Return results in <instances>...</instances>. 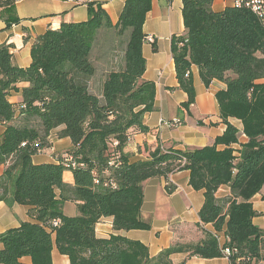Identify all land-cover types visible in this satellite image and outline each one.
Returning a JSON list of instances; mask_svg holds the SVG:
<instances>
[{
  "label": "trees",
  "instance_id": "1",
  "mask_svg": "<svg viewBox=\"0 0 264 264\" xmlns=\"http://www.w3.org/2000/svg\"><path fill=\"white\" fill-rule=\"evenodd\" d=\"M215 2L182 0L185 33L172 37V54L179 89L188 95L182 108L196 102L193 66L206 88L214 81L226 85L216 99L227 129L203 148L166 149L159 141H146L139 148L146 161L132 162L127 149L134 134L156 133L144 124L145 114L156 111V85L143 80L144 23L152 0H126L116 25L101 3L89 2L87 21L64 22L36 38L27 68L16 65L11 45L0 46V125L5 127L0 167L7 165L0 202L28 206L36 220L0 234V264H26L25 257L30 264H53L54 243L70 264H174L172 256L180 253L213 260L224 258L225 247L237 250L232 264L264 261V230L253 223L257 212L251 202L264 185V24L249 8L217 12ZM15 5V0H0V13ZM108 33L127 37L125 62L108 72L96 93L91 88L98 73L94 55L104 50ZM21 83L28 86L19 88ZM13 92L21 93L20 104L8 99ZM17 114L24 116L22 124H14ZM230 119L242 122L248 138L239 150L233 145L240 143V132ZM61 127L57 137L71 140L70 156L34 164L33 157L50 147ZM66 170L74 174V187L64 182ZM182 171L190 172L193 189L204 192L201 224L186 226L203 236L198 244L175 242L152 258L142 242L97 237V224L108 217L116 232L151 230L141 219L146 182L169 181ZM223 186L230 196L219 199ZM67 201L77 205L76 216L64 213ZM202 225H212L216 233ZM223 231L227 242L221 246L217 233Z\"/></svg>",
  "mask_w": 264,
  "mask_h": 264
},
{
  "label": "crops",
  "instance_id": "2",
  "mask_svg": "<svg viewBox=\"0 0 264 264\" xmlns=\"http://www.w3.org/2000/svg\"><path fill=\"white\" fill-rule=\"evenodd\" d=\"M89 2H98L109 14L113 25H116L124 9L126 0H83L81 2L61 0H22L17 2L13 9H6L0 13V46H12L14 61L17 66L27 68L32 63L31 48L38 36L49 29L58 30L64 22H85L88 20ZM234 6L233 0H216L213 9L217 12L226 7ZM9 24V25H8ZM185 33L182 0H152V10L148 13L144 23V34L154 38V43L144 42L143 56L147 61L146 72L143 80L156 85V111L144 116V124L155 129V134H134L128 151L133 156L132 162L148 160L139 153V148L148 143H159L162 147L184 150L185 147L203 148L213 145L218 137L224 135L227 127L220 117V108L216 94L226 89V85L214 81L209 88L203 84L198 67H192V77L196 91V102L189 110L182 108L188 101V95L179 89L176 74V65L172 54V37ZM108 33L107 35H112ZM110 42L103 40L104 50L110 49ZM109 46V48H108ZM104 61V58H102ZM101 62V61H100ZM95 79H93L94 81ZM260 83H264L261 80ZM21 83L19 88L27 87ZM21 93L13 92L10 101L14 104L22 102ZM23 115L17 114L14 124H22ZM239 129V144L233 145L236 150L248 142L243 134L242 122L236 119L229 120ZM176 122L177 126H170ZM54 131L50 139V147L33 157L36 165L59 163L67 160L69 151L73 149L70 139L56 138ZM5 127L0 125V135ZM220 150L225 149L219 146ZM239 154V153H237ZM7 165L0 167V178L3 176ZM64 182L75 186L74 174L66 170L63 175ZM230 196V188L223 186L217 197L225 199ZM264 185L260 193L255 195L251 202L257 216L253 219L254 225L264 230ZM205 203L203 191H196L190 185V172L182 171L173 174L170 180L152 178L144 187V201L141 209V219L151 225V230H132L116 232L112 217L103 218L96 226V234L100 239H109L112 235H121L134 241L145 244L152 258L170 248L175 242L179 244H198L200 232L189 230L187 225L201 224L199 213ZM30 207L0 202V234L9 229L19 227L23 222L36 220L29 215ZM63 211L68 216H76L78 208L75 203L66 202ZM204 230L216 233L212 225L203 226ZM179 234V235H178ZM221 246L227 242L225 232L217 233ZM264 240V237H263ZM0 248L2 246L0 245ZM54 243L52 250L53 264H70L69 258L62 255ZM174 264H232L226 258L205 260L190 256L186 253L172 256ZM22 262L31 263L30 257H25ZM260 264H264L260 262Z\"/></svg>",
  "mask_w": 264,
  "mask_h": 264
},
{
  "label": "rangeland",
  "instance_id": "3",
  "mask_svg": "<svg viewBox=\"0 0 264 264\" xmlns=\"http://www.w3.org/2000/svg\"><path fill=\"white\" fill-rule=\"evenodd\" d=\"M106 38L110 42V49L101 50V48H99L94 55V57L97 58L96 65L98 73L95 80L91 83V88L96 93L101 91V82L105 79L106 75H108V72L122 69L125 62L127 37L118 38L113 33L112 35H103V39H101L103 41ZM102 58H104V61H102ZM55 135L57 138V132ZM70 152L71 151H69V153Z\"/></svg>",
  "mask_w": 264,
  "mask_h": 264
},
{
  "label": "built area",
  "instance_id": "4",
  "mask_svg": "<svg viewBox=\"0 0 264 264\" xmlns=\"http://www.w3.org/2000/svg\"><path fill=\"white\" fill-rule=\"evenodd\" d=\"M16 3L20 2L22 0H15ZM83 0H75V2H81ZM234 1V6L236 7H246L251 9L258 17L259 19L262 21V23L264 24V0H233ZM145 42H148L150 44L154 43V38L149 36L146 38ZM170 126L172 127H176L177 123L176 122H171ZM71 161V160H70ZM72 166H75L74 164ZM59 222H56L55 225H58ZM219 238V236H218ZM222 253L224 258L230 260L231 256L234 253H237V250L229 248V247H225L222 249Z\"/></svg>",
  "mask_w": 264,
  "mask_h": 264
},
{
  "label": "bare ground",
  "instance_id": "5",
  "mask_svg": "<svg viewBox=\"0 0 264 264\" xmlns=\"http://www.w3.org/2000/svg\"><path fill=\"white\" fill-rule=\"evenodd\" d=\"M62 1V0H61ZM63 1H73V0H63ZM75 1V0H74Z\"/></svg>",
  "mask_w": 264,
  "mask_h": 264
}]
</instances>
